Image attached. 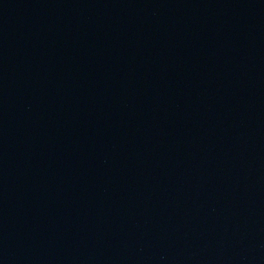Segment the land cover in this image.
I'll use <instances>...</instances> for the list:
<instances>
[{"label":"water","instance_id":"water-1","mask_svg":"<svg viewBox=\"0 0 264 264\" xmlns=\"http://www.w3.org/2000/svg\"><path fill=\"white\" fill-rule=\"evenodd\" d=\"M0 264H264V0H0Z\"/></svg>","mask_w":264,"mask_h":264}]
</instances>
